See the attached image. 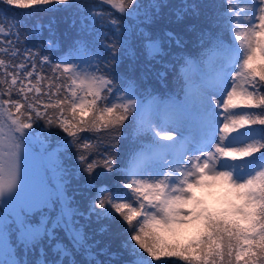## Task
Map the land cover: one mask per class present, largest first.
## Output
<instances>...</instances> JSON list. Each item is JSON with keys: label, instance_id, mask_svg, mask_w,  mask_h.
Instances as JSON below:
<instances>
[{"label": "snow or ice", "instance_id": "snow-or-ice-1", "mask_svg": "<svg viewBox=\"0 0 264 264\" xmlns=\"http://www.w3.org/2000/svg\"><path fill=\"white\" fill-rule=\"evenodd\" d=\"M0 5V264H113L88 231L93 217L126 234L131 259L120 264H264V0L172 6L177 20L203 15L208 27L196 32L195 50L171 63L179 91L166 98L142 93L119 71L135 55L137 29L147 56L162 54L158 39L130 23L141 9V23L159 15L160 0ZM57 5L73 9L92 39L53 57L51 23L46 44L30 46L44 25L26 26L8 6L28 17ZM165 36L184 49L179 34ZM126 121L138 146L121 161ZM70 149L75 171L103 178L89 181L86 210L66 191ZM214 185L227 188L226 207L196 197ZM30 254L37 258L23 259Z\"/></svg>", "mask_w": 264, "mask_h": 264}, {"label": "trees", "instance_id": "trees-1", "mask_svg": "<svg viewBox=\"0 0 264 264\" xmlns=\"http://www.w3.org/2000/svg\"><path fill=\"white\" fill-rule=\"evenodd\" d=\"M152 2V0H140V3L143 5H149ZM161 3L166 4L167 6L161 8L159 10V15L153 18V20H156L157 17H163L161 18L155 26H149L147 21L144 20L143 23H141V20L143 19V12L146 9H141V14L139 19H134L130 21L133 28L136 27V25H139L140 28L144 30V32H147L148 30H160L163 27L172 28L170 31L177 33L179 35H184L186 37H193L191 33L188 31V22L190 21V18L186 16L183 20H179L176 24H171V19H176L172 6L178 4L180 0H160ZM189 2H193V0H189ZM196 3L200 4H209L211 0H194ZM4 5H0V8H4ZM59 10L55 12H38L35 15L26 17L25 15H22L24 13H27L28 9H21L18 7H12L8 6L10 9L8 11V15L12 16L13 14L17 15V18L25 21L26 26H32L37 23H41L44 25V28L40 33H38L35 36H32L27 43L30 46H39L41 44H44L45 38L50 36L48 25L51 23L52 30L54 32V36H59L61 38H65L70 32H76L80 30V17H78L73 9H65L64 5H57L56 6ZM107 7V6H105ZM205 10V9H204ZM119 15V14H117ZM191 16V15H189ZM194 15L191 16L192 22H195L199 19V16H196V19L193 18ZM76 19L77 23L76 26H72V20ZM202 18V15L200 16ZM194 22V23H195ZM193 23V24H194ZM141 35L139 34V29H137V37L133 38L132 44H133V51L135 53L134 56H125L128 59L129 58H135L136 60L141 59L143 56H146V50L144 47L143 41H141ZM168 55H166L167 58ZM163 59H159V64L162 65ZM127 124V121L125 122V125ZM53 132L58 131L57 129H53ZM122 131V129H121ZM61 136H64L66 134L60 133ZM127 138L125 134L123 137L119 140V148L120 153H124V148L126 145ZM57 138L55 136L52 137L50 141V145L52 148L56 146ZM64 165L69 170L68 175V183H67V194L70 197H74L75 202L80 206L82 210H86L87 203H88V196H89V181H93L94 183H99L103 180L102 177L96 176L94 179L92 177H89L87 173H80L75 171L77 168V161L75 160V149L68 150L65 155L62 157ZM99 171V170H98ZM49 175L51 176V173L49 172ZM107 228L106 231L100 232L99 230L101 228ZM88 231L93 235L94 239L96 241H99L100 247H105L107 244L115 245L121 241H124L126 239V234L123 233V229L119 227V225L113 221L109 220H101L99 222H95V217H93V222L91 223L90 228ZM33 256V255H31ZM77 259H80V257H77ZM155 264V262H154Z\"/></svg>", "mask_w": 264, "mask_h": 264}, {"label": "rangeland", "instance_id": "rangeland-1", "mask_svg": "<svg viewBox=\"0 0 264 264\" xmlns=\"http://www.w3.org/2000/svg\"><path fill=\"white\" fill-rule=\"evenodd\" d=\"M35 166V165H34ZM221 187V186H220ZM209 191H210V194L212 193L213 191V196H214V203L217 205V202H220L221 204H223V201L226 200V202L230 199V196L228 195L227 193V188L222 186L221 188H219V190H217L215 187L212 188L211 190V187H206ZM195 191V190H194ZM216 191V192H215ZM195 193L197 194V192L195 191ZM192 233L190 232H185L184 235L185 236H189L191 235Z\"/></svg>", "mask_w": 264, "mask_h": 264}]
</instances>
